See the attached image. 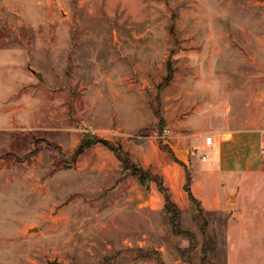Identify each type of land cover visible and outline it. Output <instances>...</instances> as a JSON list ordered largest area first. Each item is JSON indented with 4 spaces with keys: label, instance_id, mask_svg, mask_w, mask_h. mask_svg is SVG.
Instances as JSON below:
<instances>
[{
    "label": "rangeland",
    "instance_id": "374dc122",
    "mask_svg": "<svg viewBox=\"0 0 264 264\" xmlns=\"http://www.w3.org/2000/svg\"><path fill=\"white\" fill-rule=\"evenodd\" d=\"M211 129L264 137V0H0V264H189L157 184L103 142L76 155L85 138L165 180L198 261L189 175L220 201L211 264H229L230 230L251 221L238 264H264V153L259 172L202 176Z\"/></svg>",
    "mask_w": 264,
    "mask_h": 264
},
{
    "label": "crops",
    "instance_id": "0c3cea01",
    "mask_svg": "<svg viewBox=\"0 0 264 264\" xmlns=\"http://www.w3.org/2000/svg\"><path fill=\"white\" fill-rule=\"evenodd\" d=\"M209 132H212L215 139L213 146H209L205 141V149H213L216 154V158L211 164L205 165V170L202 173V176H208L209 178H216L217 173H233L235 175H242L247 173L259 172L262 170L261 163V153L263 152L264 137L262 133L256 129H239L231 130L227 133L223 131L211 129ZM209 136V135H208ZM187 136L178 135L176 137L175 145L176 151L179 152V158L184 162H190L189 158V148L183 149L181 146L186 144ZM198 150L197 147H195ZM193 183V182H192ZM224 184V183H223ZM240 185L238 183L233 184V186ZM192 189L195 195L203 202L206 209L210 204L215 207L220 206V201L218 198H209L205 195L204 188H197L196 183L192 184ZM208 197V198H207ZM211 207V208H213ZM210 208V206H209ZM208 210V209H207ZM258 214V213H255ZM254 216V215H252ZM251 216V217H252ZM256 219V217H253ZM258 222H245L240 229H231L229 232V240H231L230 248V259L229 264H238L237 260V245L235 243L238 239V233H246V226L249 224L256 225ZM244 264H247V261H244Z\"/></svg>",
    "mask_w": 264,
    "mask_h": 264
},
{
    "label": "trees",
    "instance_id": "16d2710c",
    "mask_svg": "<svg viewBox=\"0 0 264 264\" xmlns=\"http://www.w3.org/2000/svg\"><path fill=\"white\" fill-rule=\"evenodd\" d=\"M171 77L172 73L169 75V79ZM98 142H103L104 144L108 145L109 148L116 154L117 158L121 161L124 172L126 171L131 176L138 178L142 186L150 188L151 182H155L157 184L159 191L165 197V205L163 212L169 219L173 233L177 236L188 238L190 240V245L188 247L179 249V254L181 258L189 264H211L213 258L215 257V254L217 253L218 237L217 233L215 232V227L213 233H210L208 230L210 216L212 213L206 210V207L204 206L203 202L193 192L192 177L189 175L184 185V190L188 194L190 211L195 215H199L203 218V221H205L201 225L202 232L204 235V241L200 249L199 261L195 258V251L199 246L197 235L195 232L184 226L183 211L173 199V191L169 186L165 184V180L163 178H159V176L157 175H153L149 170L143 168L140 163H133L129 152L125 151L120 144L110 145V143L104 139L101 140L85 138L82 141L79 149L77 150L76 155H81L86 149ZM212 220V224L214 226L215 218Z\"/></svg>",
    "mask_w": 264,
    "mask_h": 264
},
{
    "label": "built area",
    "instance_id": "2783aa9c",
    "mask_svg": "<svg viewBox=\"0 0 264 264\" xmlns=\"http://www.w3.org/2000/svg\"><path fill=\"white\" fill-rule=\"evenodd\" d=\"M206 143L209 145V146H213L214 145V143H215V139H214V136L213 135H209V136H207V138H206ZM263 153H264V150H263ZM204 160L206 161H208L209 159H208V157L206 156V155H204Z\"/></svg>",
    "mask_w": 264,
    "mask_h": 264
}]
</instances>
